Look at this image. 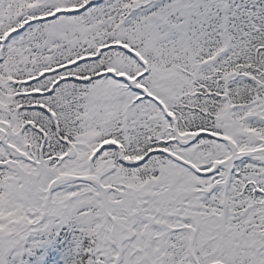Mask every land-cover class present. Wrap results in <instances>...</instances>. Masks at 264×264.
Returning <instances> with one entry per match:
<instances>
[{
	"label": "snow or ice",
	"instance_id": "snow-or-ice-1",
	"mask_svg": "<svg viewBox=\"0 0 264 264\" xmlns=\"http://www.w3.org/2000/svg\"><path fill=\"white\" fill-rule=\"evenodd\" d=\"M0 264H264V0H0Z\"/></svg>",
	"mask_w": 264,
	"mask_h": 264
}]
</instances>
